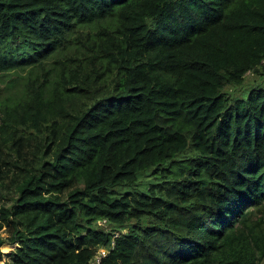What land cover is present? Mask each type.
<instances>
[{"label": "trees", "instance_id": "1", "mask_svg": "<svg viewBox=\"0 0 264 264\" xmlns=\"http://www.w3.org/2000/svg\"><path fill=\"white\" fill-rule=\"evenodd\" d=\"M249 74L264 0H0V264H264Z\"/></svg>", "mask_w": 264, "mask_h": 264}, {"label": "rangeland", "instance_id": "2", "mask_svg": "<svg viewBox=\"0 0 264 264\" xmlns=\"http://www.w3.org/2000/svg\"><path fill=\"white\" fill-rule=\"evenodd\" d=\"M261 84L264 86V76H259V75H253V74H249L246 77L245 83L241 88H227V91L235 94L236 96H241L240 94L243 93L245 91V95L247 94L248 90H250L253 86ZM247 91V92H246ZM151 179V175L147 177V180L149 181ZM5 183V182H4ZM2 188V187H1ZM129 189L130 191L134 192V190H132L131 188H126ZM3 192H5V188L2 189ZM100 224V223H99ZM101 226V225H100ZM103 227V226H102ZM3 236L4 237H8V233L6 230L3 231ZM8 246L4 247V251L8 252L9 250H11V248H7Z\"/></svg>", "mask_w": 264, "mask_h": 264}, {"label": "built area", "instance_id": "3", "mask_svg": "<svg viewBox=\"0 0 264 264\" xmlns=\"http://www.w3.org/2000/svg\"><path fill=\"white\" fill-rule=\"evenodd\" d=\"M118 236L119 234H116L115 238H117ZM114 245H115V241H113V244L110 248H101L96 254L95 258L93 259L92 264H103V260L107 258L111 249L114 248Z\"/></svg>", "mask_w": 264, "mask_h": 264}]
</instances>
